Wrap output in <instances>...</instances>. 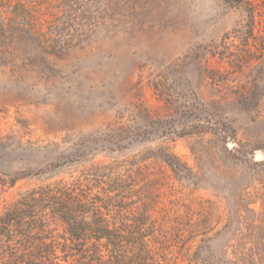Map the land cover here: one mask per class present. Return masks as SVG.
I'll return each mask as SVG.
<instances>
[{
    "label": "rangeland",
    "instance_id": "1",
    "mask_svg": "<svg viewBox=\"0 0 264 264\" xmlns=\"http://www.w3.org/2000/svg\"><path fill=\"white\" fill-rule=\"evenodd\" d=\"M5 2L6 16L23 3L15 21L33 39L18 30L0 34V169L43 166L87 138H114L121 125L133 134L146 110L168 117L150 81L175 61L230 137L128 141L121 152H93L4 187L0 214L38 184L70 180L113 158L146 157L137 198L167 236L173 264H264V0ZM164 146L185 167L155 157Z\"/></svg>",
    "mask_w": 264,
    "mask_h": 264
},
{
    "label": "trees",
    "instance_id": "2",
    "mask_svg": "<svg viewBox=\"0 0 264 264\" xmlns=\"http://www.w3.org/2000/svg\"><path fill=\"white\" fill-rule=\"evenodd\" d=\"M22 5L16 3L13 8L19 12L6 16L7 2L0 0V34L18 30L33 39L29 27L15 21L23 15ZM246 27L248 41L253 35L254 8H247ZM178 66L176 61L171 63L150 81L154 93L171 109L168 117L157 118L146 110L133 134L121 125L114 138H87L83 145L60 153L43 166L11 173L1 168L0 194L19 179L53 173L84 161L93 152H121L128 141H174L205 133L229 138L206 112ZM244 99L248 102V95ZM155 157L174 170L185 167L167 146ZM146 159L113 158L83 168L70 180L44 182L23 192L0 214V264H173V249L165 244L167 236L159 233L147 204L137 198L136 180L140 163ZM201 248L197 247L196 255ZM223 264L243 263L223 260Z\"/></svg>",
    "mask_w": 264,
    "mask_h": 264
},
{
    "label": "water",
    "instance_id": "3",
    "mask_svg": "<svg viewBox=\"0 0 264 264\" xmlns=\"http://www.w3.org/2000/svg\"><path fill=\"white\" fill-rule=\"evenodd\" d=\"M257 156H259L260 154L258 153V154H256Z\"/></svg>",
    "mask_w": 264,
    "mask_h": 264
}]
</instances>
